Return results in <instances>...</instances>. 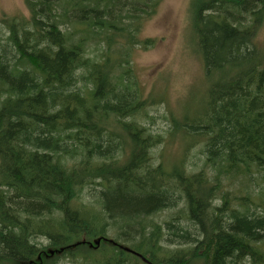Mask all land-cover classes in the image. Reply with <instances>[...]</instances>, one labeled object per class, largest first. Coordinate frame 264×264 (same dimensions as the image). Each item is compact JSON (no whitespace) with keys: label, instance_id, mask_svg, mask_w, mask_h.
<instances>
[{"label":"trees","instance_id":"1","mask_svg":"<svg viewBox=\"0 0 264 264\" xmlns=\"http://www.w3.org/2000/svg\"><path fill=\"white\" fill-rule=\"evenodd\" d=\"M162 1L3 20L0 264H264V0H191L205 95L153 131L134 56Z\"/></svg>","mask_w":264,"mask_h":264},{"label":"rangeland","instance_id":"2","mask_svg":"<svg viewBox=\"0 0 264 264\" xmlns=\"http://www.w3.org/2000/svg\"><path fill=\"white\" fill-rule=\"evenodd\" d=\"M190 2L163 0L141 29L142 39L156 40L154 47H140L134 56L141 90L144 96L150 95L155 100L150 107L151 114L157 117L152 124L153 131L166 127L162 115L174 113L180 116L187 106L191 109L205 95L203 61L197 52L188 18ZM28 15L25 0H0V28L4 27V19ZM255 42L264 51V23L260 25ZM181 145L177 140L168 144L165 156L181 154Z\"/></svg>","mask_w":264,"mask_h":264}]
</instances>
